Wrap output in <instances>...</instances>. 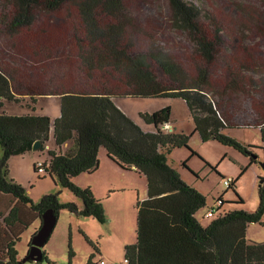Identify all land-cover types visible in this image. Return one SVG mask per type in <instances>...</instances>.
Wrapping results in <instances>:
<instances>
[{
	"label": "trees",
	"instance_id": "1",
	"mask_svg": "<svg viewBox=\"0 0 264 264\" xmlns=\"http://www.w3.org/2000/svg\"><path fill=\"white\" fill-rule=\"evenodd\" d=\"M234 2L210 0L211 10L203 12L188 0H0V264H36L24 259L38 230L23 260L16 247L49 209L57 218L65 209L105 222L102 201L75 182L100 168L102 148L148 181V197L137 202L136 242L125 247L128 264H264V242L247 236L251 224L263 223L264 182L259 207L249 212L232 180L228 189L237 199H220L203 226L197 213L206 196L183 179L167 154L187 149L219 173L217 166L191 148L190 135L164 129L171 106L140 114L155 129L147 132L115 103L182 99L203 142L215 140L258 163L255 147L228 131L256 128L264 142V12L251 14ZM49 96L60 103L54 120L6 111L7 103L29 101L35 112L38 98ZM51 139L55 148L47 150ZM37 141L39 152L48 151L44 175L70 190L82 209L60 202V191L35 203L11 177V158L33 152ZM182 168L200 179L188 161ZM45 255L39 263L55 264ZM95 257L87 264H100Z\"/></svg>",
	"mask_w": 264,
	"mask_h": 264
},
{
	"label": "rangeland",
	"instance_id": "2",
	"mask_svg": "<svg viewBox=\"0 0 264 264\" xmlns=\"http://www.w3.org/2000/svg\"><path fill=\"white\" fill-rule=\"evenodd\" d=\"M188 1L198 5L203 12L211 10L210 0ZM212 1L223 3L225 0ZM228 1L232 3L233 0ZM233 4H237L241 9H245L251 14L258 11L264 12V0H236ZM46 101L49 102V100L43 99L40 104L43 106L45 103L46 105L48 103ZM51 101L50 106L46 105L48 107L46 111L54 117L59 111L60 104L56 98H52ZM117 105L133 121L144 128L147 125L140 117L141 113H152L170 105L174 123L185 134L191 136V148L205 161L213 166H218V171L224 179L219 173L206 166L198 156L191 157L187 149L167 154L171 165L178 166L181 161L190 159L189 165L201 174L202 181H198V188L207 199L206 207L201 209L198 214L203 226L210 224L212 218L209 219L206 215L211 212L220 199L225 202L237 199L235 192L226 186L225 180L232 181L233 179L236 182L237 192L245 201L243 208L249 212H255L258 209L260 196L255 170L257 169L261 177H264V169L261 166L264 161V142L259 129L246 128L228 131V134L236 140L255 147L254 152L258 156V163H252L249 157L232 147L220 144L215 140L203 142L192 122L188 121L190 113L185 102L181 100L122 99L117 101ZM21 106L22 109L9 103L7 110L17 114L30 111L29 101L24 102ZM40 155L41 158H37V163L42 160L48 161L47 152L40 153ZM1 156L2 148L0 146V158ZM101 156L104 157L99 170L94 174H81L76 179V183L82 188L91 189L96 198L102 201L105 222L101 223L92 216H76L68 210H61L55 229L47 245L43 248L46 258L55 264H87L93 254L96 255L95 261L98 263L103 261L106 264H126L125 247L136 242V205L138 200L142 201L147 198V178L144 176L142 178L133 171H124L117 164L109 162L105 148L101 150ZM9 168L11 177L27 189L33 202L38 203L45 195L60 191V202H74L79 209L83 208V202L70 190L55 185L49 175L45 174V176L35 172L32 156L12 158ZM230 206L233 205L231 203L223 205L220 213L229 209ZM40 226L41 220L38 219L23 233L22 239L16 247L20 260L27 256L30 240L35 234V229H39ZM247 236L252 242H264V217L263 223H253L249 226ZM93 246L98 248L99 253H95ZM70 251H72V257H70ZM25 264L31 263L26 262ZM36 264L48 263L43 260Z\"/></svg>",
	"mask_w": 264,
	"mask_h": 264
},
{
	"label": "crops",
	"instance_id": "3",
	"mask_svg": "<svg viewBox=\"0 0 264 264\" xmlns=\"http://www.w3.org/2000/svg\"><path fill=\"white\" fill-rule=\"evenodd\" d=\"M52 98H56V97H52V96H49V97H39L38 98V101H37V104H36V109H35V112L34 111H32V110H30V111H28V112H26V113H36V114H42V115H48V116H50L53 120L54 119H56V118H58L59 116H60V108H59V111H58V113H57V115H55L54 117L53 116H51L49 113H48V111H46V110H48V107L46 106V105H49L50 106V103H52V101H51V99ZM43 99H47V100H49V102L48 101H46V102H48V103H46V105H45V103L43 104V106L41 105L42 103V101H43ZM56 99H58V98H56ZM118 100H122V99H115V103L117 104V101ZM168 100H170V101H176V100H181V101H183L182 99H168ZM58 101H59V99H58ZM183 102H185V101H183ZM41 103V104H40ZM60 104V103H59ZM185 104H186V102H185ZM9 105V103H7V106ZM14 105H16V104H14ZM16 106H18V105H16ZM118 106V105H117ZM168 106H170V105H168ZM186 106H187V104H186ZM20 109H22V106H18ZM119 107V106H118ZM166 107V106H165ZM120 108V107H119ZM163 108V107H162ZM187 108H188V110H189V113H190V116H189V118H188V121L191 123L192 122V124L194 125V129H195V131H196V125H195V122H194V119H193V116H192V114H191V111H190V109H189V107L187 106ZM161 109V108H160ZM45 110V111H44ZM159 110V109H158ZM8 113H10L8 110H6ZM123 111V110H122ZM124 112V111H123ZM10 114H17V113H10ZM22 114V113H21ZM145 123V122H144ZM138 125H140L139 123H137ZM147 125V124H146ZM141 126V128L143 129V130H145V131H147V132H152V131H154L155 129H154V127L153 126H150V125H147V127H143L142 125H140ZM167 126H169V128L167 129V132H173V133H185L184 131H182L181 130V128H179V126H177L175 123H174V120L171 118V122L167 125ZM69 146H70V144L69 143H67V144H65L64 146H63V148H62V152H64V151H66L67 150V148H69ZM55 148V145H54V142H53V140L51 139V141L48 143V145L46 146V149L47 150H49V149H54ZM103 149V148H102ZM101 149V150H102ZM47 150H45L44 152H47L48 153V151ZM101 150H100V153H99V157H100V161H102L103 162V157L104 156H101ZM177 150H180V149H171V151L169 152V154L170 153H172L173 154V152H175V151H177ZM40 153H43V152H37V151H33V152H31V153H28V154H25V155H22V156H15V157H24V156H27V155H30V156H32L33 157V163L35 164V163H37V158L39 157V158H41V155H40ZM108 156V155H107ZM12 158H14V157H12ZM12 158H11V160H12ZM10 160V161H11ZM43 162H46L45 160H42ZM42 161H40V162H42ZM108 161L109 162H112V163H115L114 161H112L109 157H108ZM184 161H188V165H189V162H190V159H188V160H183V161H181L180 162V164L178 165V166H176V165H172L174 168H176L179 172H180V174L182 175V177H183V179L185 180V181H187L189 184H191V185H193V186H195L201 193H203L199 188H198V181L199 180H201L202 181V178H201V174L199 173V172H197L196 170H194L190 165V168L191 169H193L195 172H197L198 174H199V178L200 179H195L193 176H191L189 173H187L186 172V170H184L183 168H182V162H184ZM251 161V160H250ZM116 164V163H115ZM118 165V164H117ZM119 166V165H118ZM214 166H217V165H214ZM253 166V165H252ZM120 167V166H119ZM121 168V167H120ZM217 168H218V166H217ZM122 170H124V171H133L134 173H136V174H138L139 176H142V178H143V174H140L138 171H136V170H125V169H123V168H121ZM99 170V169H98ZM97 170V171H98ZM96 171V172H97ZM255 172H256V176H257V185H258V187H259V181H260V179L261 178H263V177H261V174H260V172L256 169L255 170ZM84 174V173H83ZM89 174V173H88ZM92 174H94V173H92ZM144 177H146V176H144ZM78 178V177H77ZM76 178V179H77ZM76 179H75V182H76ZM233 180V179H232ZM256 185V186H257ZM147 197H148V181H147ZM136 211H137V214H138V210H137V205H136ZM198 214H199V212L197 213V218H198ZM206 217H207V215H206ZM199 219V218H198ZM136 221H137V217H136ZM37 229L38 228H36L35 229V232L37 231Z\"/></svg>",
	"mask_w": 264,
	"mask_h": 264
},
{
	"label": "water",
	"instance_id": "4",
	"mask_svg": "<svg viewBox=\"0 0 264 264\" xmlns=\"http://www.w3.org/2000/svg\"><path fill=\"white\" fill-rule=\"evenodd\" d=\"M42 143L37 141L33 146V151H39L42 148ZM264 169V161L261 163ZM264 182V179H260L259 185ZM41 226L32 238L31 253L24 259V262L28 260L41 261L43 259V248L47 245L54 229L57 224V216L53 209L47 210L41 217Z\"/></svg>",
	"mask_w": 264,
	"mask_h": 264
},
{
	"label": "built area",
	"instance_id": "5",
	"mask_svg": "<svg viewBox=\"0 0 264 264\" xmlns=\"http://www.w3.org/2000/svg\"><path fill=\"white\" fill-rule=\"evenodd\" d=\"M169 128V126H165L164 127V129H168ZM36 168H37V172L39 173V174H41V175H44V173H45V165H44V162L42 161V162H38L37 164H36ZM230 182L231 181H229V180H225V183H226V186L228 187L229 185H230ZM125 262H126V264H128V260H125ZM100 264H106L105 262H100Z\"/></svg>",
	"mask_w": 264,
	"mask_h": 264
}]
</instances>
